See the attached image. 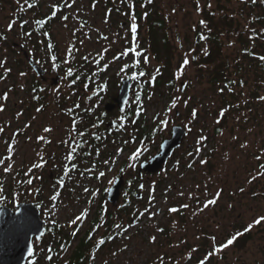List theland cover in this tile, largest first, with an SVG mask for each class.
I'll list each match as a JSON object with an SVG mask.
<instances>
[{
    "label": "rangeland",
    "instance_id": "374dc122",
    "mask_svg": "<svg viewBox=\"0 0 264 264\" xmlns=\"http://www.w3.org/2000/svg\"><path fill=\"white\" fill-rule=\"evenodd\" d=\"M4 2L0 0V61L4 62L0 66V106H3L0 127L4 128L0 133V159L11 155V161L6 163H12L13 170L6 173L3 171L6 165H0V185L4 189L0 193L3 196L1 203L12 205L20 200H41L39 209L45 226L57 224L67 233L86 230L100 212L97 224H105V227L96 230V240L108 230L109 222L113 223V231L118 230L114 224H121L127 229L118 244L103 246L102 252L96 249L98 262L113 264H161L160 257H163V264H198V260L212 250L213 243L226 241L230 235L243 231L255 217L264 215V175L251 179L257 173H264V168L260 167L264 164V101L259 99L264 96V75L257 65L245 61L241 38H238L240 30L244 32L254 26L262 32L259 42L262 40L264 45V24L251 21L250 15H247L248 11L261 13L259 6H246L245 12L241 13L243 0H75L71 8L62 10V15L69 17L66 22L58 14L49 24L50 42L54 48L52 53H48L46 43L49 38L37 35L34 21L40 14H49L51 3H63L64 0ZM30 4L34 7L30 8ZM155 10L163 23L160 31L151 27L152 20L145 18L146 12L155 16ZM137 12L141 13L138 15ZM133 13L138 24L140 48L149 57L147 65L141 61L142 68L150 74L135 80L129 91L128 106L136 108L138 104V108L142 109L138 120L134 124L128 122L116 132L112 143H105V161L110 163L104 168L78 171L72 175L71 182L66 179L64 186L58 188L59 184L50 177L52 161L50 165L47 163L43 168L33 170L30 174L33 183L27 184L29 176L25 172L33 163L40 162V157L45 161L49 155L55 158L67 145L62 141L69 138L64 128L69 122L65 109L57 106L59 97L86 96L87 101L94 94L93 89L82 94V82L79 83L82 87H78L81 91L77 94L67 87L65 72L69 65L63 63L66 48L75 46L78 49L73 52L74 60L70 65L74 71L84 68L83 56L89 53L95 55L102 47L110 48L106 58L109 69L101 79L96 82L95 77L92 82L96 85L105 81V96L96 97L100 106L104 97L107 102L110 96H116L122 80L130 77V73L118 74L122 65L121 62H112V56L123 49L125 36L131 40L128 29ZM206 13L212 16V20ZM23 20L30 23L20 26ZM201 20L205 24H201ZM10 21H16L11 30L7 27ZM26 32L33 34L26 36ZM210 33H216L217 40L208 39ZM201 34L206 37L205 40L199 39ZM100 36H107L108 40L99 39ZM23 47L44 60L53 77L50 55L58 57L60 80L54 86L47 82L41 87L44 104L39 112L37 108L42 104L33 103L37 99L30 93L33 80L23 62ZM208 53H211L212 59L216 58L214 63L205 61ZM185 55L190 63L177 79L175 74ZM236 57L243 63V70L246 71L243 75L234 73L233 59ZM124 61L130 62L128 57H124ZM222 61H228L231 77L244 84L233 83L221 91V85L213 82V76L220 73L216 65ZM88 67L95 69V64L90 63ZM5 68L11 69L9 78L5 76ZM22 72L26 75L21 76ZM153 76L161 79L160 86L152 83ZM11 83L15 84L14 90L10 89ZM55 88L60 90L54 91ZM138 91L143 92L142 97L134 102ZM231 93L236 94V99L230 96ZM173 97H179V102L169 112L167 108ZM250 98L252 106L247 107L246 101ZM92 102L96 101L93 99ZM194 108L197 110L195 119L191 116ZM221 109H227L223 117ZM256 113L258 116H253ZM118 116V113L111 114L106 121L110 118L119 120ZM160 119L167 120L168 124L160 126ZM177 123H183L187 129L183 148L188 151L185 161H192V168L186 169L183 165L170 171L168 164L159 174L143 179L144 187L141 189L137 168L142 160L154 155L158 143ZM137 125L141 127L142 134L136 144L132 137ZM46 127H50L51 131L45 133L43 130ZM16 128H19L17 132ZM153 131L155 135L151 134ZM201 135L207 137L201 152L189 156L201 147L197 144ZM38 136H43L44 140H37ZM9 144L13 146L11 153L7 151ZM138 147L144 149L139 159L129 160L132 151ZM202 159L207 163L201 164ZM133 164L135 166L130 167ZM101 171L105 172V176L98 178ZM120 174L127 182L121 189L118 203L112 205L107 199V191ZM85 188L89 191L85 192ZM138 191L141 193L139 198L135 196ZM217 191H220L217 203L199 211L203 202L212 199ZM181 192L184 195L181 196ZM190 193L198 197V201L190 199ZM53 195L57 196L54 201L51 200ZM150 195L154 196L151 202ZM182 204H189L190 207L182 209ZM172 207L179 211L169 212ZM145 208L157 215L152 218L148 214L138 216L137 212H143ZM84 209L89 210L86 219L71 225L69 222ZM106 211L112 213V222L108 220ZM159 228L164 231H158ZM152 236L156 237L154 243L150 239ZM212 236L216 237L215 242ZM50 237V233L45 231L41 239L33 240V247L40 253L37 264H50L44 260L46 255L43 254L46 239ZM194 248L197 251L192 252L189 259V252ZM65 258L61 252L59 262L65 264ZM207 264H264V223L256 225L233 245L212 256Z\"/></svg>",
    "mask_w": 264,
    "mask_h": 264
},
{
    "label": "snow or ice",
    "instance_id": "6c2138e0",
    "mask_svg": "<svg viewBox=\"0 0 264 264\" xmlns=\"http://www.w3.org/2000/svg\"><path fill=\"white\" fill-rule=\"evenodd\" d=\"M256 0H253V3H255ZM261 2H264V0H261ZM75 3V0H64L63 3H59V2H53L50 4L49 8H50V12L49 14H46L44 18H40V19H35L34 23L35 25H37L41 31V35L44 37H48L49 38V42L46 43V50L48 53H52V50L54 48V45L50 42V36L51 34L47 31H44L43 29L53 20L57 17L58 14L60 15V19L63 22H66L69 17L66 15H62V10L64 8H71L73 6V4ZM95 5H93L94 7ZM29 7H34V5H29ZM130 7H134V5H130ZM199 10V8H198ZM145 15H147V13H145ZM16 23V21H10L8 24V29L11 30L13 25ZM30 23L29 20H23L20 22V26H24V25H28ZM201 24H205V21L201 20L200 21ZM66 26V24H65ZM128 31L131 34V40H128V37L125 36L124 39L126 40V43L123 47L122 50L118 51L115 55L112 56V62H121V67L119 68V75H124L125 73H130V77L133 80H140L142 77H147L150 74L147 73L145 70H143L142 68V63L141 61H143V65H147L149 63V57L147 56L145 50L140 48L139 42H138V24L136 22V16L133 13L131 16V24L129 26ZM254 32V36L250 37V39H253L255 37V35H259V33H256L255 30H253ZM33 33L31 32H26L25 35L26 36H31ZM99 39H103V40H108L107 36H100ZM200 40H205L206 37L201 34L199 37ZM81 45L83 44V41L80 42ZM112 43H115V41H112ZM74 51H78V49H75V46L70 47V48H66L65 50V56H64V60L63 63L69 65L67 67V70L65 72V79L67 81V87L72 88L74 87L78 81H80L81 79L85 80L84 83V88L87 89L89 88L90 83L94 80L96 75L102 74L107 72V70L110 67L109 62H107V54L110 53V48L108 47H102L99 51L95 52V55H93L92 53H89V55L83 56L81 59L83 61L84 64V68L83 69H78L75 70L73 69V67H71V61L74 60V55L73 52ZM245 51H247V49H245ZM124 57H128L130 62H125L124 61ZM258 59L262 62H264V55H260L258 57ZM50 60H51V67L56 70L59 68V64L57 63L58 57L55 54H51L50 55ZM3 61H0V66H3ZM90 63H94L95 64V69H92L90 67H88V65ZM190 63L189 58L187 55H185L182 64L179 67V71L175 74L176 78L179 79V77L183 74L184 69L186 68V66H188ZM5 72H10L11 69L9 68H5L4 69ZM156 71L158 72L159 69H156ZM81 72H83V75H81ZM21 76L26 75L25 73H20ZM156 77H151V80H155ZM232 83H235V81H233ZM241 85L243 84V81L240 82ZM181 87H184L183 83H181ZM54 91H59V88H55L53 89ZM43 91V89L41 90ZM221 91H223V89H221ZM7 98L6 94H5V99ZM137 99H139V96H137ZM260 100L264 101V96L259 97ZM179 102V97H173L171 100V105L169 108H167V111H172V109H175L177 104ZM187 101H185L186 103ZM75 107H79V104L75 105ZM43 108V105H41L40 108H37V112L41 111ZM91 109H88V111H90ZM142 109H138L137 111H141ZM0 111H3V106H0ZM69 112L72 111V109H68ZM227 111V109H221V117H223L224 113ZM18 115H20L18 113ZM191 116L193 119H195V117L197 116V110L194 108L192 110ZM121 119H124L123 117H121ZM135 122V121H133ZM160 126H166L168 124V121L165 119H160L158 121ZM217 123H219V121H217ZM77 121L75 119H73L72 121V131L69 133V138L68 140L62 141V143H65L68 145V148L66 150V156L64 157V165H63V169L62 172L64 175H69L72 171L76 170L78 167L77 164V158L79 155L78 149L82 147V145L80 144H76L75 143V136L73 135V133H75V135L80 136L81 138H83L85 136V133L83 131H79L77 132ZM27 127V125H26ZM93 127H96V125L94 124ZM4 131V128L0 127V133H2ZM45 133H48L51 131L50 127H46L43 130ZM37 140H44L43 136H38ZM207 140L206 136L201 135L199 137V139L197 140V144H200L201 147H197L195 149V151L193 153H189V156L195 155L197 153H200L203 147V142H205ZM246 145H241V147H245ZM13 146L11 144L8 145L7 147V151L9 153L12 152ZM118 151L122 152L123 149H119ZM144 151L143 147H138L135 148L134 151H132L131 155L128 157L129 160L131 161H136L139 159V157L141 156L142 152ZM98 154V153H97ZM90 155V154H89ZM12 156L8 155L3 159H0V165H6L3 167V171L4 172H10L13 170V165L12 163H6L7 161H11ZM259 159V158H258ZM47 163V161H45L43 159V157H40V162L38 163H33L31 165V167L28 169V171L25 173V175H28L29 178L27 179L26 183L31 185L33 183V179L31 178L30 174L32 172L33 169H39V168H43L45 166V164ZM105 164L110 163V161H105ZM201 164H206L207 160H200ZM135 165H130V167H134ZM189 167H191V165H189ZM260 167L264 168V164L260 165ZM121 171H124V169H121ZM81 175H83V173H81ZM259 175H264V173H257L256 176H253L251 179L255 180L257 178V176ZM105 176V172L101 171L99 172V177H104ZM112 181H110L111 183ZM59 184L63 185L64 184V180L60 179L59 180ZM144 186L143 184L140 185V188L142 189ZM199 187V186H197ZM3 186L0 185V193L3 192ZM85 192H88L89 189L85 188L84 189ZM240 191H243V189H240ZM180 195H184L183 192L180 193ZM220 196V191H217L215 193V195L213 196L212 199H206L203 202V206L199 207V211H204V209H207L209 206L211 205H215L217 203V199ZM189 198L193 199V200H197L198 201V197L192 195L191 193L189 194ZM0 199H3V196L0 195ZM57 196L53 195L51 197V200H56ZM150 202L152 200H154V196L149 197ZM190 205L189 204H182L180 205V208L182 209H186L189 208ZM88 209H84L83 211L80 212V214L76 215L69 223L71 225H76L78 222H80L81 220L86 219L87 215H88ZM179 209L176 207H172L169 209V212L171 213H176L178 212ZM145 214H148L150 218L154 217L155 215H157L156 212H152L149 211L148 208H145L143 212L138 211L137 215L138 216H143ZM196 213H194L195 215ZM53 223H55V221H53ZM261 223H264V215H260L258 217H255L253 219V221L251 223H249L247 225V227H245L243 229V231H237L235 234L230 235L226 241L221 242L219 244L213 243L212 246V250L208 251L205 254V257L203 259H199L198 260V264H207V261L214 255L218 254L219 252H221L224 249H227L229 246L233 245L234 242L237 241V239L239 237H241L244 233H247L249 231H251L256 225H260ZM105 227V224H96L95 225V229H94V233L96 232V230L102 229ZM114 227L116 229H121L123 227V225L121 224H114ZM129 227H131V225H129ZM160 232H163L164 229L163 228H159L157 229ZM125 231H127V229H125ZM90 240L92 239V234L89 235L88 237ZM115 237L108 235L106 238L102 235L100 237V239L98 241H96V243L98 245H103L104 243H106V240H113ZM151 242H155L156 237L152 236L151 238ZM212 241L215 242L216 241V237L212 236L211 237ZM197 249H192L191 252H189V259L191 258L192 252H196ZM33 252L32 249L29 248V256H32ZM93 259H95V257H92ZM48 260H52L53 257L48 256L47 257ZM161 261V264H163V257L159 258Z\"/></svg>",
    "mask_w": 264,
    "mask_h": 264
},
{
    "label": "flooded vegetation",
    "instance_id": "af4514ba",
    "mask_svg": "<svg viewBox=\"0 0 264 264\" xmlns=\"http://www.w3.org/2000/svg\"><path fill=\"white\" fill-rule=\"evenodd\" d=\"M24 50H26L27 54H24L22 52L23 62L27 66V69L30 72V77H32L31 80H33L31 88H30L31 89L30 93L31 94L33 93L32 97L33 98L35 97L37 99V101H34L33 103H40L43 105L44 101H43L42 97L44 94H42L41 87L43 88L45 85H47L48 84L47 82H49V84L51 86H54L58 83V81L60 80V75L58 73V69L52 70L53 74L55 75L53 77L51 75L50 70L46 69L47 66H46L44 60H40L39 57H36L35 55L30 54L27 49L24 48ZM30 58H32L33 62L43 70V75H39L38 72L33 68L32 63L29 61ZM82 73H81V75H83ZM102 74L104 75V73H102ZM102 74L95 76L96 82H97L98 78L101 79V76H103ZM5 76H7V78H9L8 76H11V72L5 73ZM54 81H56V83H54ZM93 81H95V78ZM80 82H82L84 84L85 80L81 79L71 89L72 91L76 92V94L79 91H81V89H78V87H82V85H79ZM92 82L90 83L89 88H87V89L83 88V90L81 92L82 94H84L89 89H93L94 94H93V96H90V98L87 101H85L86 96H84L83 98H81L79 96H77V97L71 96V99L69 97L65 99L64 97L61 96V97H59V101L57 102V106L65 109V117H66V119H68V122H69V124H66V126L64 127L65 130H67L68 133H70L72 131L71 125H72L73 119H75L77 121V125H76L77 132L83 131L85 133V136L83 138H81L80 136L75 135V133H73V135L75 136V143L82 145V147L78 149L79 155H78V158L76 161L78 164V167L76 170L72 171L69 175H64L62 172L63 165L65 163L64 157L67 154L66 150L68 148V145H65L62 148L61 152H58V154H56L55 158L53 157V155H49L47 163H49V165L52 163V161L54 163L53 168L50 172V177H53L52 180L58 184H59L60 179L64 180V184L66 183V179H67V182H71L72 175L74 173H77L78 171L84 172L86 169H89L91 171V169L97 170L99 168H104L105 167L104 162H105V157H106V155H105V143H107V144L112 143L113 140L116 139L115 134H116V132L118 133L120 131V128H122L124 125H127L128 122H132V124H134L133 121H137L138 117L140 116V111L139 112L137 111L139 109L138 104L136 105V108L128 106V99H127L123 109H119V107H117V106L113 107L111 110L105 109L106 104L113 102L112 98L114 96H110V100H108L107 102H105V97H104V99H103L104 103L101 104L102 106L101 105L98 106V104H97L98 101H97L96 97L98 95H104L105 96V81H100L99 84H96V85L93 84ZM131 82H132L131 83L132 85H130V89H132L135 80L131 79ZM83 87H84V85H83ZM10 89L14 90L15 84L11 83ZM182 89H184V88H182ZM141 94H143L142 91L136 92V94L134 96V102H135V100L139 101V99H141L140 98V97H142V96H140ZM129 95H130V92H129ZM137 96H139V99H137ZM128 98H129V96H128ZM93 99L96 101L95 103L92 102ZM77 104H79L78 108L75 107V105H77ZM92 104H95L96 106H94ZM126 104H127V106H126ZM26 108L28 109V106ZM68 109H72V111L69 112ZM88 109H91V110L88 111ZM114 113H118L119 114L118 117L120 119L118 120V119L110 118L109 121H106V119L108 117H110L111 114H114ZM121 117H123L124 119H121ZM94 124L96 125V127H93ZM174 126H181L185 130V136L183 137V141H184L186 139V136H187L186 127L183 125V123H177ZM108 128L112 130V131L110 130L109 134L105 131ZM172 128L170 127L169 134L166 137H164L163 139L171 136ZM18 130H19V128H16L15 132H17ZM133 130H135V136L132 137V141L133 142L135 141V143L137 144L138 141L141 139V134H142L141 127L139 125H137L135 127V129H133ZM155 133L156 132L153 131L151 134L155 135ZM151 134L149 136H151ZM95 136L98 138L102 137L101 142L99 140L97 143H94L93 138ZM105 137L107 138V140L105 139ZM162 140H161V142H162ZM183 141L181 142V144L178 147H176L173 150L172 154L167 159V161L163 164L162 168L159 171H157L155 173H152V172L148 173L146 171L140 172V167H141V164H140L139 167L137 168V179H138L139 183L142 184L143 179L147 180L151 176L159 174L160 172H162L164 170V168L166 166H168V164H170L168 167L170 169V171L174 170L177 167L183 166V165L185 166L186 169H191L192 168V161H185L186 159H188L187 158L188 157V151H185V149L183 148V144H184ZM161 142L158 143L156 152L159 150ZM149 158L150 157H148L144 160H148ZM144 160H142V161H144ZM171 161H173V162L171 163ZM93 163L95 164V166L94 165L92 166ZM189 165H191V167H189ZM33 170H37V169H33ZM42 170L43 169H40V171H42ZM55 173H58V175L55 176ZM40 178H43V177L40 175ZM43 182L45 183L44 178H43ZM126 182H127V180L125 179L124 185L126 184ZM64 184L63 185L59 184L58 188L63 187ZM41 185L43 186L44 184H41ZM39 191L40 190H38V192ZM9 192H10V195L12 196V194H11L12 191L9 190ZM27 202H32V201L20 200V201L13 202L12 205H8L5 203L3 204L0 202V206L9 207L11 210L14 211L17 209L18 204L27 203ZM33 203L37 206V204H36L37 202H33ZM40 215H41V212H40ZM27 261H28V259H27Z\"/></svg>",
    "mask_w": 264,
    "mask_h": 264
},
{
    "label": "trees",
    "instance_id": "16d2710c",
    "mask_svg": "<svg viewBox=\"0 0 264 264\" xmlns=\"http://www.w3.org/2000/svg\"><path fill=\"white\" fill-rule=\"evenodd\" d=\"M8 2V0H5V2ZM31 1V0H30ZM4 2V3H5ZM11 2V1H10ZM35 3V2H34ZM245 5V6H244ZM259 6L261 9V13H254L253 11L250 13L249 11L247 12V15H250V19L253 22H259L261 25L264 24V2H258L256 0L255 3H253V0H243V5L240 9L241 13L245 12L244 7L246 6ZM249 8V7H248ZM141 12H137L139 15ZM147 13V12H146ZM208 16L209 20H212V16L208 13H206ZM42 14L37 19L44 18ZM145 18L152 20V25L151 27L154 28L156 31H160L163 28V23L161 21L160 15L158 11L155 10V16H152V14L147 13L145 15ZM51 23V22H50ZM49 23V24H50ZM49 24L43 29L44 31L48 32V26ZM255 30L256 33H259V35H255L253 39H250V36H254ZM35 32L37 35H41V31L39 27L36 25L35 27ZM208 39H211L212 41L217 40V34L215 33H210L207 35ZM238 38H241L242 43V55L245 61L247 60V63H254L255 65L258 66V69L260 70V73L264 75V62L260 61L258 57L262 55L264 52V45L262 40L259 42V39H262V32L257 30V27H252L244 32L242 30L239 31ZM214 44V43H213ZM247 49V51H245ZM221 54V51H220ZM207 63H214L215 62V57L212 59L211 53L207 54L205 58ZM234 62V73L235 74H245V69L243 70V63L241 60H239L237 57L233 59ZM246 63V64H247ZM217 69H219L220 73H217L213 77V82L219 83L221 85V88L226 90L228 89L229 85H233V81H235L236 84L241 85V81H237V79H234L231 77V72L229 71V64L228 61H222L219 63V65H216ZM153 84H156L157 86H160L161 84V79L156 78L155 80L152 81ZM244 84V83H243ZM233 99H236V94H230ZM251 98L246 101L247 107L252 106L251 103ZM253 116L257 117L258 114H254ZM109 129V128H108ZM106 129L105 131L109 134L111 129ZM112 131V130H111ZM107 140V138L105 137ZM102 140V137H94L93 142L97 143L98 141ZM37 206L40 208L41 207V200L37 201ZM106 214L108 216V220L111 219L112 213L109 211H106ZM98 217H100V212H98L97 218L93 219L91 223L89 224L88 228L86 230L82 231L79 233L78 231H73L71 233L64 232L63 228L58 226L57 224H54L53 226H45V231L46 233H50L51 237L50 239H46V251L43 252L45 253L46 256H44V260L48 261L50 264H61L62 261L59 262V256L60 253L63 252L66 256L63 261H65V264H113L112 262L106 261L105 263H102L100 260H96L97 256L95 259L92 257L97 255V250L102 252L103 246H110L114 244H118L121 240V237L123 236L124 233H126L125 228L122 227L121 229H118L117 231H113V223H107V231L104 232L103 236L106 238L108 235H111L115 237L113 240H106V243L103 245H98L96 243L97 238H94L95 233V225L98 222ZM111 221V220H110ZM112 222V221H111ZM92 234V239L90 240L88 237L89 235ZM61 248V249H60ZM97 249V250H96ZM48 256L53 257V259L50 261L47 259ZM40 261V253L36 251V249L33 247V255L28 258V261L26 264H37V261Z\"/></svg>",
    "mask_w": 264,
    "mask_h": 264
},
{
    "label": "water",
    "instance_id": "95a60500",
    "mask_svg": "<svg viewBox=\"0 0 264 264\" xmlns=\"http://www.w3.org/2000/svg\"><path fill=\"white\" fill-rule=\"evenodd\" d=\"M22 52L27 54L24 49ZM29 61L38 74L43 75V70L33 62L32 58ZM130 85L131 78L122 80L117 95L112 98L113 102L106 104L105 109L111 110L115 106L123 109L129 96ZM184 136L185 130L181 126H174L171 136L162 140L159 150L141 163L140 172L159 171L173 150L181 144ZM124 183L125 178L120 174L109 187L107 199L112 205L118 203ZM135 196L139 198L141 193L137 192ZM44 232L45 220L33 202L18 204L14 211L9 207L0 206V264H25L30 257L29 248L33 252V240L41 239Z\"/></svg>",
    "mask_w": 264,
    "mask_h": 264
}]
</instances>
